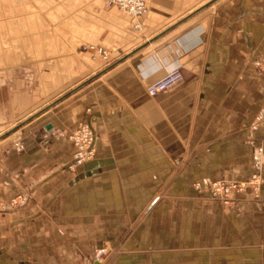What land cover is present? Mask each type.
Instances as JSON below:
<instances>
[{"label": "crops", "instance_id": "obj_1", "mask_svg": "<svg viewBox=\"0 0 264 264\" xmlns=\"http://www.w3.org/2000/svg\"><path fill=\"white\" fill-rule=\"evenodd\" d=\"M104 1L0 0V64L33 63L0 85L1 123L28 120L0 142V201L23 196L0 264H264V0H143L137 20ZM80 122L95 154L71 171ZM253 174L230 208L194 187Z\"/></svg>", "mask_w": 264, "mask_h": 264}, {"label": "built area", "instance_id": "obj_2", "mask_svg": "<svg viewBox=\"0 0 264 264\" xmlns=\"http://www.w3.org/2000/svg\"><path fill=\"white\" fill-rule=\"evenodd\" d=\"M104 5L107 8H116L133 19H139L143 17L147 11V4L143 0H105ZM135 29L139 28V24L134 25ZM89 49L93 50L99 57V59L108 63L109 53L102 47L89 46ZM264 69V61L260 65ZM183 79V75L179 68H174L167 71L161 78L155 80L149 84L146 88V93L149 97H155L175 86H177ZM76 151L73 155L71 162L67 168L74 171L77 167L89 162L93 159L95 154V133L86 123H80L77 129L70 134L69 138ZM252 182L255 183L257 190L262 179L259 175H253ZM241 183L238 187L243 189ZM212 197L219 198L225 205H232L231 193L237 186L234 183H224L222 181H214L207 184ZM201 184L197 183L196 187L199 188ZM23 203V196L18 195L14 197L10 202L0 201V211H7L16 209ZM100 257L102 254H97Z\"/></svg>", "mask_w": 264, "mask_h": 264}, {"label": "rangeland", "instance_id": "obj_3", "mask_svg": "<svg viewBox=\"0 0 264 264\" xmlns=\"http://www.w3.org/2000/svg\"><path fill=\"white\" fill-rule=\"evenodd\" d=\"M10 19H12L11 21V25L16 22V20L14 19L15 16H9ZM32 17V16H31ZM40 17L42 18V23L44 22L45 25H49V16L47 15H40ZM3 19V16L0 14V20ZM30 18H28V15L26 16V23L23 25V26H31L33 24H36L37 22H39L37 20V18L33 19V20H29ZM137 20V19H136ZM43 23V25H44ZM2 26V24H0ZM48 28V27H47ZM25 34L27 35V33H23V35L25 36ZM0 36H1V32H0ZM94 47H97V46H94ZM82 51H91V52H94L93 50L89 49V46H85V47H82ZM108 52V51H107ZM95 53V52H94ZM109 53V52H108ZM96 54V53H95ZM27 55H31L29 53H27ZM97 55V54H96ZM98 56V55H97ZM99 58V57H98ZM27 59H28V56H27ZM101 61V60H100ZM110 61V55L108 56V62ZM104 63V62H103ZM33 64V63H32ZM32 64L31 63H26V62H22V63H19V62H16V63H5V64H0V85L6 81V77H7V72L9 71V69L12 71L15 69V72H18V70L16 68H18L19 66H27L28 68L29 67H32ZM104 64H107V63H104ZM45 97V96H43ZM7 115V114H6ZM15 118V116H13ZM12 118V117H11ZM4 122H6L5 124H2L1 121H0V142L7 139V137L11 136V134L15 133L21 126V124L23 123H27L28 120H25L23 122H18V117H16L15 119H12V121H10L9 118H6V120H4ZM20 123V124H19ZM80 123H84V122H80ZM79 123V124H80ZM2 124V125H1ZM79 124L77 125V127L79 126ZM77 127L75 128V130L77 129ZM74 130V131H75ZM73 131V132H74ZM10 132V133H9ZM72 132V133H73ZM16 137V135H15ZM14 137V138H15ZM69 138H70V135H69ZM70 140V139H69ZM71 141V140H70ZM72 143V141H71ZM73 145V143H72ZM73 148H74V153L76 151L74 145H73ZM74 155V154H73ZM80 167V166H79ZM77 167V168H79ZM76 170V169H75ZM74 170V171H75ZM253 175H259V174H253ZM253 175H250L248 176L247 178H245L244 180H224V179H217V180H213V181H209L207 182L206 184H201V186L199 188L196 187V184H194V187L195 189L197 190H200L201 192H205L212 200H216L218 201L221 206L225 207V208H230L231 206H234V203H235V196L238 195V194H242V193H246V192H249L251 195L253 196H256L259 194L260 192V189L263 185V179L261 177V175H259L262 179L261 183L259 184V189L257 190V187L255 185V183L252 182V177ZM214 181H222L224 183H234L237 188L234 189V191L231 193L230 195V198L232 199V205H225L221 200H219V198H215V197H212L211 193H210V189L208 187L207 184L211 183V182H214ZM241 183H244L242 186L243 189H239V185ZM200 184V183H199ZM239 186V187H238ZM16 197V196H15ZM13 198H11L8 202H10L11 200H13ZM21 205H19L20 207ZM18 208V207H17ZM16 208V209H17ZM15 209H12V210H7V211H0V213H6V212H10V211H13ZM101 251V250H100ZM98 253H94V254H91V255H83L81 256L79 259H77L73 264H99L98 261H101L102 263L101 264H107L109 262V256L105 255L104 253H102V255L100 257H98L97 255Z\"/></svg>", "mask_w": 264, "mask_h": 264}, {"label": "bare ground", "instance_id": "obj_4", "mask_svg": "<svg viewBox=\"0 0 264 264\" xmlns=\"http://www.w3.org/2000/svg\"><path fill=\"white\" fill-rule=\"evenodd\" d=\"M97 253H98V254H102L103 251H98ZM98 263L101 264L102 262H101V261H98Z\"/></svg>", "mask_w": 264, "mask_h": 264}, {"label": "water", "instance_id": "obj_5", "mask_svg": "<svg viewBox=\"0 0 264 264\" xmlns=\"http://www.w3.org/2000/svg\"><path fill=\"white\" fill-rule=\"evenodd\" d=\"M48 128H49V127H48ZM48 128H47V129H48ZM9 133H10V132H9Z\"/></svg>", "mask_w": 264, "mask_h": 264}]
</instances>
